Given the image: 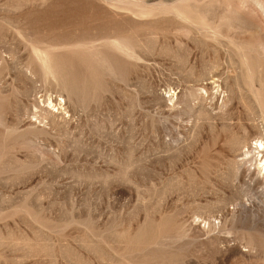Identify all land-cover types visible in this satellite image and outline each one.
Returning <instances> with one entry per match:
<instances>
[{
  "label": "rangeland",
  "instance_id": "rangeland-1",
  "mask_svg": "<svg viewBox=\"0 0 264 264\" xmlns=\"http://www.w3.org/2000/svg\"><path fill=\"white\" fill-rule=\"evenodd\" d=\"M223 136L264 141V0H0V264H264Z\"/></svg>",
  "mask_w": 264,
  "mask_h": 264
},
{
  "label": "bare ground",
  "instance_id": "bare-ground-1",
  "mask_svg": "<svg viewBox=\"0 0 264 264\" xmlns=\"http://www.w3.org/2000/svg\"><path fill=\"white\" fill-rule=\"evenodd\" d=\"M47 63H46L45 59L42 60V62L40 63V67L42 68L43 72L46 75L52 76V75H54V73H53L52 70H50L51 69L50 65L47 64ZM56 66H58V65H56ZM247 140H242V141H239V142H235L233 140L232 136H223L221 138V140H219V141H221L222 145H226L232 151V153H234L232 155V160L234 161V162H232V165H234V169H235V171H233V174H232V176L230 178L227 176V178L224 177L221 180H222V182H223V184L225 186L226 185L227 186H232V182L234 180H236L241 173H244V176L248 177L249 179H251V181L258 182L261 185V188L264 191V141H262V139L260 137H255L254 147L252 146L253 148H251V146L249 145V142ZM243 149H245V151H242ZM254 151H255V154L253 156ZM248 155H251L250 162L251 161H255L256 162L254 165H252L250 163L249 167L246 166V164H247L246 163V157ZM239 156L243 157V158L241 160H239V161H235V159L237 157H239ZM252 156H253V158H252ZM257 157H259V158L257 159ZM251 166H253L252 169H250ZM244 181H246V180H244ZM244 191H247V190L245 189ZM251 203H252V201H251ZM240 205H241V203H240Z\"/></svg>",
  "mask_w": 264,
  "mask_h": 264
}]
</instances>
